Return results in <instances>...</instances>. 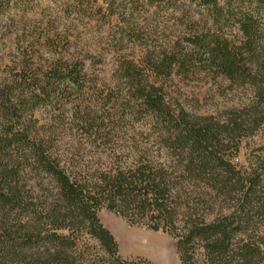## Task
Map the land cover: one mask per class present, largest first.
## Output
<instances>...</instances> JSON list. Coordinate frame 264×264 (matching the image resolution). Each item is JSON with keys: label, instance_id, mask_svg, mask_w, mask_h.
Segmentation results:
<instances>
[{"label": "trees", "instance_id": "obj_1", "mask_svg": "<svg viewBox=\"0 0 264 264\" xmlns=\"http://www.w3.org/2000/svg\"><path fill=\"white\" fill-rule=\"evenodd\" d=\"M190 1L210 10L212 27H191L180 38L184 47L148 57L146 71L155 80L134 62H122L104 95L92 87L84 62L56 59L41 75L30 70L19 85L0 86V264H95L96 248L108 264H151L117 257V244L98 218L103 207L132 225L143 218L148 229L168 233L183 264H264V163L241 171L225 155L264 127V0ZM226 18L237 27L238 43L221 34ZM197 62L247 86L249 103L227 117L197 115L157 85L156 77L183 74ZM50 97L60 100L54 127L32 132L23 115L32 117ZM63 100L85 131L144 116L166 155H148L141 145L131 158L112 155L106 167L95 168L82 155H62L53 136ZM153 133H143L145 143ZM28 178L35 180L33 190Z\"/></svg>", "mask_w": 264, "mask_h": 264}, {"label": "rangeland", "instance_id": "obj_2", "mask_svg": "<svg viewBox=\"0 0 264 264\" xmlns=\"http://www.w3.org/2000/svg\"><path fill=\"white\" fill-rule=\"evenodd\" d=\"M211 15L210 10L190 0H0V86L13 81L19 85L20 76L30 77V70L41 75L56 59L84 62L92 87L99 93L104 91V95L113 87L118 74L116 67L122 62H134L144 69L148 79L155 80L146 71L148 57L162 56L171 47L178 50L184 47L180 41L182 35L191 27L202 32L211 28ZM223 23L221 34L238 43L237 27L227 18ZM156 79L157 85H162L186 110L197 115L227 117L229 110L243 108L253 96L247 86L231 84L200 62L183 74L173 71L170 76ZM91 92L88 96L93 95ZM110 97L112 100L113 95ZM62 103L60 129L53 136L62 155H82V163L94 168L101 164L106 167L112 155L131 158L136 155L135 148L141 145L149 148L148 155H166L153 137L154 130H146L149 121L144 116L139 121L127 118L123 127L112 118L115 122L112 129L102 125L85 131L73 121L71 104L66 100ZM111 105L112 102L107 108ZM59 106L60 100L50 97L45 105L34 109L32 117L25 113L23 116L31 119L32 132L40 134L54 127L51 124L61 113ZM4 125L0 115V133ZM143 133H153L149 143H145ZM238 141V150L232 146L225 155L232 159L237 170L260 169L264 163V127ZM34 181L28 178V188H35ZM37 188L34 196L38 194ZM211 209L213 213L218 211L217 205ZM202 210L209 213L206 206ZM98 218L112 234L121 261L141 259L151 264H183L174 238L140 224L145 222L143 218L136 219L132 225L104 207L98 211ZM91 253L95 264L101 263L97 256L102 257L103 264H108L109 256L97 248Z\"/></svg>", "mask_w": 264, "mask_h": 264}]
</instances>
